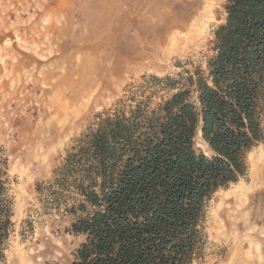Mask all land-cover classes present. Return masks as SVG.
<instances>
[{
    "label": "rangeland",
    "instance_id": "1",
    "mask_svg": "<svg viewBox=\"0 0 264 264\" xmlns=\"http://www.w3.org/2000/svg\"><path fill=\"white\" fill-rule=\"evenodd\" d=\"M226 1L0 0V145L13 223L7 264L73 258L83 237L70 232V216L46 206L37 184L130 83L205 68ZM195 145L207 150L200 136ZM246 162V175L209 201L195 264H264V141Z\"/></svg>",
    "mask_w": 264,
    "mask_h": 264
},
{
    "label": "trees",
    "instance_id": "2",
    "mask_svg": "<svg viewBox=\"0 0 264 264\" xmlns=\"http://www.w3.org/2000/svg\"><path fill=\"white\" fill-rule=\"evenodd\" d=\"M205 68L143 75L71 140L36 190L83 240L65 264H195L206 207L264 141V0H227ZM200 136L207 150L198 149ZM0 145V264L12 231Z\"/></svg>",
    "mask_w": 264,
    "mask_h": 264
},
{
    "label": "bare ground",
    "instance_id": "3",
    "mask_svg": "<svg viewBox=\"0 0 264 264\" xmlns=\"http://www.w3.org/2000/svg\"><path fill=\"white\" fill-rule=\"evenodd\" d=\"M238 197V196H237ZM241 197V196H240ZM243 203V202H242ZM238 212H240V210H238Z\"/></svg>",
    "mask_w": 264,
    "mask_h": 264
}]
</instances>
